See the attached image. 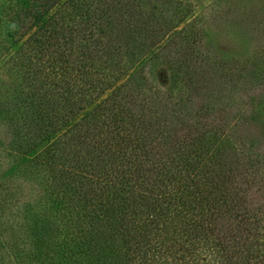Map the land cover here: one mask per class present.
<instances>
[{"label":"trees","instance_id":"trees-1","mask_svg":"<svg viewBox=\"0 0 264 264\" xmlns=\"http://www.w3.org/2000/svg\"><path fill=\"white\" fill-rule=\"evenodd\" d=\"M170 1L178 10L167 17ZM4 2L23 38L24 85L7 167L26 180L45 171V203H26L25 221L50 227L14 259L264 264V88L240 103L196 77L203 45L221 52L198 15L186 22L193 9L179 0ZM146 61L166 72L161 85L134 84L132 68Z\"/></svg>","mask_w":264,"mask_h":264},{"label":"rangeland","instance_id":"rangeland-1","mask_svg":"<svg viewBox=\"0 0 264 264\" xmlns=\"http://www.w3.org/2000/svg\"><path fill=\"white\" fill-rule=\"evenodd\" d=\"M179 1L181 6L187 5L193 9L186 22L198 15L206 31L204 38L210 40L214 48L221 52L218 56L203 45L201 56L205 64L202 60L199 65L194 64L197 70L196 77L204 79L203 83L210 80L218 86L227 87L230 92L234 91L232 94L235 100L241 96L240 103H243L245 93L250 96L258 88H264V0ZM156 2L161 6L163 4V0H156ZM7 4L0 0V103L2 104L0 107H5L4 113H6L4 116L0 114V144L2 145V151H0V264H19L12 254L18 250L28 257L29 251L33 248L35 236L38 237L39 233H42L44 237H47L50 227L46 232L39 224L37 226L40 228L37 229L29 228L34 224L27 227V222L29 224L30 220L27 217L28 209L25 208L26 203L36 204L38 207L41 203H45L46 198L41 183L45 171L39 168L37 180H26L24 174H14L7 167L8 159L15 156V154L9 156L14 147L10 143L11 133L19 131L17 126L21 123L24 112L19 100L20 89H18L24 85L16 67V60L20 54L18 48L23 38H17L16 25L9 19L11 10ZM176 4L178 2L170 1L162 6L167 17L178 10L175 8ZM174 15L176 17L177 12ZM186 22L184 26L187 25ZM219 60H225L226 69L219 66L222 63ZM142 66H144L143 71L137 66L132 68L134 84L137 85L138 77L141 87L161 85L166 72L161 71L160 78L159 71L156 72L157 75L151 73L148 61ZM261 97L256 94L255 101ZM236 101L238 102V99ZM245 109L247 110L248 106ZM248 131L250 129L242 128L238 133L246 134ZM251 131L257 132L252 128ZM52 239L53 237L50 240Z\"/></svg>","mask_w":264,"mask_h":264}]
</instances>
